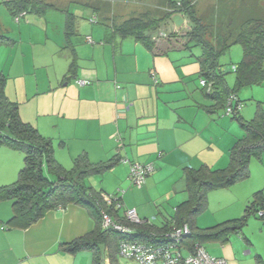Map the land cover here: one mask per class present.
<instances>
[{
	"label": "crops",
	"instance_id": "crops-1",
	"mask_svg": "<svg viewBox=\"0 0 264 264\" xmlns=\"http://www.w3.org/2000/svg\"><path fill=\"white\" fill-rule=\"evenodd\" d=\"M45 14H24L15 20L17 23L22 20V24L17 26L19 40L13 39V44L23 43L24 50L20 54L14 50L10 69L13 70L15 63H22L20 70L15 68L17 73L11 76V85L7 81L5 91L10 94V88L9 98L20 104L31 101L33 113L47 117V122L56 126V135L47 133V136L55 140L56 152L61 155L57 160L65 168H70L73 159L83 153L91 162L119 158L110 169L126 174L129 162L151 163L153 173L147 176L144 188L139 189L149 192L156 188L162 174H170L175 182H185L184 167L227 165L228 149L235 138H225L221 128L212 135H204L203 128L209 127L212 120L211 117L208 120L204 106L211 102L202 90L203 94L197 92L196 97L186 89L185 93L180 89L170 90L166 84L182 79V72L170 71L171 66L159 60L164 55L153 57L134 39L120 38L111 32H97L101 37L100 42H95L88 34L79 36L77 29L74 35L78 38L73 41L74 35L70 37L77 65L71 75L68 70L72 55L70 48H65V18L49 24ZM180 17L181 26L174 23L172 30L187 26V20ZM90 33L95 31L90 30ZM36 41L40 48L37 53H44L42 48L48 53L45 57L38 55L40 61L29 51L36 47ZM28 52H31L34 71L25 67ZM37 68H41V72ZM79 80L87 83L81 85ZM22 94L26 99H20ZM19 115L23 121L33 122L25 110ZM50 116L55 118L50 119ZM38 117L35 122L39 127L36 128L41 126ZM257 159L259 162L254 165L264 167V155ZM22 165L20 150L1 146L0 186L14 182ZM253 170H249L250 182L242 179L231 186L239 192L237 211L245 209L256 191L264 190V169L260 172L257 167L256 174ZM172 190L163 194L166 196ZM121 202L123 205V197ZM131 209H135L140 219H148L153 214L137 206ZM12 215L11 201L0 200V264H91V251L82 249L70 253L64 251L61 244L93 229L96 220L92 208L69 204L49 211L26 228L8 226ZM167 215L163 217L165 220L171 216ZM251 217L260 221L254 220L257 228L248 235L243 228ZM231 219L234 218L226 220ZM203 248L209 255L223 258L227 264H257V259L264 264V218L251 214L239 232H230L224 240ZM156 264L162 262L158 260Z\"/></svg>",
	"mask_w": 264,
	"mask_h": 264
},
{
	"label": "trees",
	"instance_id": "trees-1",
	"mask_svg": "<svg viewBox=\"0 0 264 264\" xmlns=\"http://www.w3.org/2000/svg\"><path fill=\"white\" fill-rule=\"evenodd\" d=\"M2 3L13 18L22 12L42 16L50 8L57 7L46 0H3ZM168 4L170 8L160 16L145 12L127 17L119 23L112 22V34L134 39L153 57L170 51L191 50L193 46L200 47L201 54L196 56L198 74L208 84L202 87V91L212 101L204 106L205 109L213 112L220 107L226 108L233 95L235 103L232 104V118L237 120L243 131L242 136L237 137L228 149L227 165L222 168H213L207 164L197 168L184 167L187 198L175 206L170 218L164 219L159 225L148 219L139 218L138 222L129 220L124 213H119L120 207L116 206L115 199L107 204L103 199L104 191L93 189L84 183L86 176L109 170L119 158L91 162L83 153L73 159L70 168H65L54 156L52 139L43 136L36 127L21 119L19 103L7 96V76L0 69V147L5 146L23 153V165L18 171L17 179L0 186V200H10L12 204L13 215L7 221L8 226L26 228L49 211L69 204L88 206L93 210L95 226L83 235L62 243L61 248L70 253L82 249L91 251V264H106V261L108 264H120L118 247L121 240L161 244L166 241L165 234L187 224L190 234L184 238L183 247L189 250L197 243L195 237L224 240L230 232H239L251 214L264 211V190H258L245 206L242 216L205 229L195 228L193 224L194 215L206 207L207 192L248 177L251 159L264 153V112L258 106L251 119H243L239 115L240 99L237 97L240 88L260 85L264 81V19H246L232 42H229V35L221 38L213 34L210 24L196 15L192 0H168ZM63 11L65 48H70L72 55L68 71L72 75L77 67L76 54L70 43V37L75 34L74 14L68 10ZM175 13L187 20V26L167 31L165 25ZM89 21L97 22L96 17H91ZM5 43L12 44L14 40L0 33V45ZM233 44L241 46V58L231 68L224 69L219 58ZM229 71L234 75L232 87H229L226 79ZM102 211L126 230L121 232L101 227ZM259 217L264 218V214ZM257 264L262 262L257 259Z\"/></svg>",
	"mask_w": 264,
	"mask_h": 264
},
{
	"label": "rangeland",
	"instance_id": "rangeland-1",
	"mask_svg": "<svg viewBox=\"0 0 264 264\" xmlns=\"http://www.w3.org/2000/svg\"><path fill=\"white\" fill-rule=\"evenodd\" d=\"M3 0H0V33H4L6 36L19 40L17 26L22 24V20L20 22H16L15 18L11 16L5 4L2 3ZM48 2L54 3L57 7L50 8L46 12V18L51 24L52 22H57L65 18V12L62 10H68L73 16V24L74 29L79 32V36H83L88 34L92 36L95 42H100V37L97 32L103 33L111 32L112 28L111 23H119L120 21L126 19L130 16H137L141 13H149L152 16H160L166 10L170 8L168 4V0H46ZM195 6L196 15L199 16L202 21L210 24L211 30L213 34L218 35L221 38L226 36L229 37V42H232L234 39L236 32L239 30L242 23L248 18H261L264 19V0H192ZM91 17H96L97 22H90L89 19ZM182 18L179 14H176L171 20L167 22L165 25V29L167 31H171L174 23L181 26ZM90 30L95 31L94 34L90 33ZM75 31V33H76ZM49 34H52L51 30H49ZM54 34V33H53ZM76 35V34H75ZM73 36V41L78 38V36ZM24 36V34H23ZM103 37V36H102ZM26 38V37H25ZM23 38V39H25ZM107 41L106 38H103ZM99 44V43H96ZM16 45V47H14ZM1 44L0 45V69L7 76V81L12 82L11 76L15 71V68L21 67V62L15 63L13 66V70L10 69V62L14 59V50L16 54H20L22 50H24V44ZM36 47L30 48L34 55H38L41 57H45L46 49L44 53H37L39 48V44L36 41L34 44ZM50 46V45H48ZM26 48V47H25ZM31 52H28V56L26 57L25 67L31 71H34L33 63L31 60ZM241 46L239 44H233L227 49L225 53H223L219 62L222 64L223 68L227 69L231 68L232 64L238 62L241 58ZM45 54V56H44ZM150 54V53H149ZM201 54V49L199 46H193L191 50H182V51H170L164 56L159 57V60H165L167 64L171 66L170 71H180L182 72V79L174 78L175 80H171L166 84L170 90H178L187 91L190 95L194 97L202 93V85L200 84L199 78V65L196 61V56ZM169 58V59H168ZM40 61V60H39ZM38 67V66H36ZM38 72H41V68H37ZM51 71V69H50ZM175 72V71H174ZM226 79L229 87H232L234 75L231 71L227 72ZM19 80V79H18ZM184 91V93H185ZM9 95L11 96V90L9 88ZM195 94V95H194ZM203 94V93H202ZM13 97V96H12ZM20 99H26L22 94L19 96ZM237 97L240 99L239 106V115L246 120L251 119L254 116L256 108L258 106L264 112V81L260 85H252L242 87L237 92ZM209 100V99H208ZM210 102H212L210 100ZM209 102V103H210ZM19 103V113L24 114V110L27 115L31 117L33 122L27 121L34 127L37 126L35 120L38 117V114L33 113V109L31 108V101H26L23 104ZM235 103V100L233 104ZM21 107V112H20ZM208 120L211 117V125L209 127L203 128L204 135H212L213 132H219L220 128L223 131V136L225 138L230 139V137L242 136L243 131L237 122V120L232 118V113L227 114L225 107H220L215 109L213 112H207ZM39 124L40 128H37L38 131L46 137L47 133H53L56 135L57 128L51 122H47L49 119L45 116H40ZM54 116H50V119H54ZM46 121V122H45ZM54 120H52L53 122ZM43 123V124H42ZM39 127V126H37ZM51 138V137H50ZM52 139V138H51ZM54 147V156L57 159L58 156L61 157L56 152V142L53 140ZM234 143V142H233ZM232 143V144H233ZM231 144V145H232ZM264 155V153H262ZM258 157H253L249 163V170L253 168L254 173L256 174L255 169L258 167L259 171L264 169V167L254 165L255 162H259ZM72 163V162H71ZM69 165V164H67ZM119 166V165H118ZM117 166V167H118ZM224 167V166H223ZM153 173V172H152ZM147 178V177H146ZM173 177L170 174H162L160 176V180L156 185L154 190H150L149 192H140L139 189L144 188L145 183L142 187H137L131 184L128 173H123L122 170L112 171L111 169L104 171L100 174H92L88 175L84 178V183L88 186H91L96 190H103L107 194H116V196L123 197V205L119 208V213L123 214L125 209H129L131 207L137 206L139 208L148 209L153 214L148 217V220L154 224H161L164 221V216L167 214L172 215L174 212L175 206L187 198L185 189V182L178 181L175 182ZM242 180V179H240ZM236 181L235 183L239 182ZM245 182H250L252 180V176H248L243 179ZM125 182V183H124ZM235 183L227 186V187H218L211 189L207 192V204L204 209H202L199 213L195 214L193 217V224L195 228L205 229L207 227H213L218 225L226 219L240 217L244 213V207L241 208V211L236 210L235 204L237 203V196L239 192L234 191L236 189H231V186ZM169 189H173L172 192L168 195H164L163 193L168 191ZM238 190V189H237ZM159 195H162L158 198ZM169 196V197H167ZM239 209V207H238ZM228 213V214H227ZM239 213V214H237ZM230 214H237V216H230ZM168 216V215H167ZM256 218V219H255ZM254 220L260 221L257 217H251L250 221H248L247 225L243 228V230L248 233V235H252L255 229L257 228V224ZM228 224V223H227ZM200 231V230H199ZM207 232V231H206ZM256 235V234H254ZM232 236V235H231ZM197 243L203 244V247H209L210 243L219 241V239L215 238H206V237H195ZM230 241V238L229 240ZM244 254V253H243ZM120 264H137L135 261L119 257Z\"/></svg>",
	"mask_w": 264,
	"mask_h": 264
},
{
	"label": "built area",
	"instance_id": "built-area-1",
	"mask_svg": "<svg viewBox=\"0 0 264 264\" xmlns=\"http://www.w3.org/2000/svg\"><path fill=\"white\" fill-rule=\"evenodd\" d=\"M23 15L24 12L19 13L18 16L15 17V20L17 21ZM86 39L91 42L89 37ZM151 76L154 83H157V79L153 73ZM78 83L82 85L86 84L87 81L79 80ZM200 84L202 86L208 85L203 79H200ZM234 100L235 97L231 95L228 106L226 107L227 114L232 113V104ZM153 170L154 167L151 163L132 161L129 162L128 178L131 184L140 188L145 183L146 177ZM121 197L122 195L118 197L109 196L105 193L103 194V199L107 204H111L112 199H115L117 201V207H122V202L120 201ZM257 214L262 216L264 211L260 210ZM124 215L129 220L139 221L135 209H125ZM100 223L103 228H113L121 232L126 230L123 225L114 222L104 211L101 212ZM189 234V227L187 224H183L165 234L166 241L161 244L155 245L137 240H121L118 247V253L120 257L135 261L137 264H156L158 260H160L162 264H227L223 258L209 255L199 243H195L191 249L186 250L183 247V240ZM183 249L185 251H183Z\"/></svg>",
	"mask_w": 264,
	"mask_h": 264
}]
</instances>
